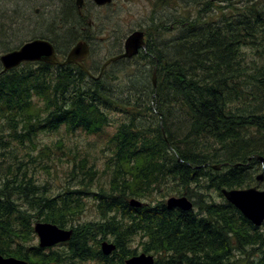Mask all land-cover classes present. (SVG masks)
Instances as JSON below:
<instances>
[{
  "label": "trees",
  "instance_id": "16d2710c",
  "mask_svg": "<svg viewBox=\"0 0 264 264\" xmlns=\"http://www.w3.org/2000/svg\"><path fill=\"white\" fill-rule=\"evenodd\" d=\"M63 5L53 32L65 31L67 43L76 33L75 17L71 2ZM152 5L154 11L167 5L168 20L151 17L144 28L147 48L131 63L117 62L124 64L126 79L119 80L124 87H111V77L89 80L71 65L25 62L0 70V147L16 141L35 148L40 134L59 130L100 136L111 125V113L121 116L108 140L109 180L85 188L99 216L94 221L79 222L84 187L92 180L83 181L77 170L93 179L94 160L73 164L69 174L82 175L80 185L53 191L47 180L21 170L24 159L12 161L1 153V255L29 264H125L139 244L155 256L153 264H264V250H239L254 248L263 235L220 193L250 185V167L259 164L255 156L264 159V106L256 104L264 93V0H152ZM37 9L29 12L41 15L42 6ZM174 29L177 34L170 35ZM174 46L187 51L173 59L162 48ZM137 58L152 65L150 76L141 63L133 72ZM133 78L141 85L133 86ZM169 111L186 120L174 125L177 130L184 123L192 128L180 133L169 127ZM45 149L48 159L50 147ZM25 157L34 160L31 153ZM221 162L229 164L201 181L208 164ZM172 193L186 195L193 208L167 207L165 196ZM131 198L142 204L131 206ZM36 221L71 228L69 241L61 250L41 249L35 243ZM109 238L115 250L107 256L100 243Z\"/></svg>",
  "mask_w": 264,
  "mask_h": 264
},
{
  "label": "rangeland",
  "instance_id": "374dc122",
  "mask_svg": "<svg viewBox=\"0 0 264 264\" xmlns=\"http://www.w3.org/2000/svg\"><path fill=\"white\" fill-rule=\"evenodd\" d=\"M115 5L109 6L108 10L104 12L105 18L101 21L102 23L97 24L98 26H103L104 28L110 29L111 27H115L118 32V37L120 39L119 48L117 51H113L112 48L109 50H105L110 47V41H107L104 44V47L101 43V37H105V31L95 30L96 38L92 40V47L94 50L95 59H100V64L105 60L107 56L114 55L121 51L124 39L128 34L137 29L145 28L151 20V17H161L163 20H168V9L167 5L163 8L155 7V11L153 10L152 0H114ZM161 1L159 4H162ZM31 4V5H30ZM157 4L156 6H158ZM43 9V13L41 15H32V11L36 13V8ZM63 0H0V55L7 50L15 49L20 46L22 43L31 40L35 33L33 32H45L51 31L56 37L64 41V44H57L55 42V48L58 50L69 49L73 44L72 38L67 43L65 40L68 37V34L63 31H57L56 34L53 32V26L55 24V20L57 19L60 12H65ZM31 13H30V12ZM154 11V12H153ZM167 15V16H166ZM68 16V15H66ZM97 16V15H96ZM77 19L80 21V18L76 15ZM71 20V17H70ZM69 23V21L67 22ZM83 26L86 25V22L83 23ZM55 28V27H54ZM56 29V28H55ZM177 34V30L174 29L170 35ZM58 41V40H57ZM106 41V40H104ZM198 43L196 40L193 41ZM5 45V46H4ZM108 45V46H107ZM165 53H168L171 58L181 57L184 53H186V49L174 46L171 48L163 47L162 48ZM177 60V59H175ZM125 63H131L130 61ZM133 64L130 67H133V72H135V66L140 64L142 66L147 67L149 70V76L151 75L152 65L147 66L146 61L142 59H135ZM124 64L117 63L113 64L109 69L108 73H112L111 79H115L111 81L108 79V82L111 83V87L114 89H118V87H124L126 83L119 84L120 78L126 79L123 70ZM96 69V68H95ZM132 68L128 69L131 71ZM140 69V70H141ZM1 70V64H0ZM97 71V70H96ZM138 73V72H135ZM89 78V77H88ZM87 78V79H88ZM134 81L131 82L133 86H140L141 83L138 78H133ZM86 83V81H85ZM87 84V83H86ZM257 106H264V93H260L256 98ZM180 108V106L176 105ZM180 113L170 112L168 114V126L177 130L174 125L176 123L185 122L186 120L182 118ZM121 116L117 113L110 114L111 125L106 127L104 132L98 135H86L84 133H66L64 130L56 131L51 134H40L37 137L36 147L33 148L28 142L26 145L22 146L18 144L16 141H12L9 144V147L4 148L0 147V157L1 153L8 155L10 160H14L13 156L19 157V159H24L21 170L27 169L28 172L33 173L34 175H38L41 178V181L44 182L47 180L49 183L51 190L56 191L61 188L72 184L75 186L80 185V177L84 175L86 179L83 181H91L88 182V186L84 187V191L86 194L84 195L86 205L83 213L79 217V222H88L94 221L99 218L98 214L95 211V207L92 201L91 195H88V190L85 188L96 189L97 184L108 181L109 180V171L106 170L105 159L109 155V145L108 140L110 138V134L114 131L116 122L119 121ZM185 125L178 129L180 133L188 132L192 127L189 125ZM7 132V131H6ZM240 139H244V134H240ZM58 141V142H57ZM201 141H198L192 147L193 149H198ZM201 145V144H200ZM45 146V147H44ZM46 146L50 147V155L47 159V155L45 152ZM27 153H31L33 155V161L27 160L28 158L23 156ZM263 157V156H262ZM88 159V163L91 164L92 160L95 161L96 168L98 171L95 173L93 179H89V175L85 174V169L81 171L82 175L78 174L76 177H71L69 172L71 171L73 164H78L80 159ZM4 159V158H3ZM223 163V162H221ZM228 163V162H227ZM16 164V163H15ZM43 165V167H42ZM47 166L48 168H44ZM14 167V166H13ZM253 167V166H252ZM255 167V166H254ZM219 170V169H218ZM205 171H209V169H205ZM204 171V172H205ZM105 172V173H103ZM261 172V169L258 172H255L254 181L250 184H253L257 181L256 175ZM204 176V175H203ZM207 180L206 177H203V180ZM168 186V185H167ZM169 186H172L170 184ZM175 186V184H174ZM247 186V185H246ZM249 186V185H248ZM245 187V186H244ZM164 188V187H163ZM162 188V189H163ZM260 189H264V182L261 184ZM204 192L210 195V198H218V195L213 192V190L203 189ZM162 191L155 192L157 197L161 196ZM170 196H181L176 193L169 194L165 196V200ZM186 196V195H184ZM187 197V196H186ZM190 199V198H189ZM219 199V198H218ZM260 234V233H259ZM263 240V238H262ZM107 241L111 242L110 238ZM35 243H38V239L35 236ZM138 249V253L141 252V248L136 245ZM54 249L61 250L62 246L56 245ZM239 250H264V245H260L259 240L256 241L254 248H245L240 245ZM87 264H98L97 262H89Z\"/></svg>",
  "mask_w": 264,
  "mask_h": 264
},
{
  "label": "water",
  "instance_id": "95a60500",
  "mask_svg": "<svg viewBox=\"0 0 264 264\" xmlns=\"http://www.w3.org/2000/svg\"><path fill=\"white\" fill-rule=\"evenodd\" d=\"M111 0H94L98 5L110 2ZM80 5L81 1L77 0ZM141 47H144L142 32H133L126 39L124 49L126 53L108 59L104 66L110 61L117 59L123 55L132 56L137 53ZM88 54L87 45L82 42H77L69 51L64 61H59L56 58L53 46L50 42L41 39H33L23 43L16 49L9 50L0 55V64L3 71H7L18 66L22 62L41 61L51 65H65L75 63L84 68L82 61ZM154 81V79H153ZM262 158V157H258ZM180 160V159H178ZM225 164V163H223ZM222 163L213 167L219 169ZM258 181L263 179V175L256 177ZM224 198L231 203L246 219L253 225L260 226L264 221V190H257L254 187L248 188H231L221 189ZM129 204L133 207H138L141 202L136 199H131ZM166 205L169 208L176 207L182 210L192 208L191 201L186 196H170L166 200ZM34 232L38 235L39 246L49 247L59 242H64L70 239L72 234L71 229L60 228L49 222H35L33 225ZM115 245L106 241L101 243V250L104 254H109L114 250ZM126 264H153V256L140 253L133 255L125 261ZM0 264H29L26 260L17 259L14 257H4L0 254Z\"/></svg>",
  "mask_w": 264,
  "mask_h": 264
},
{
  "label": "flooded vegetation",
  "instance_id": "af4514ba",
  "mask_svg": "<svg viewBox=\"0 0 264 264\" xmlns=\"http://www.w3.org/2000/svg\"><path fill=\"white\" fill-rule=\"evenodd\" d=\"M69 1L71 2V7L73 10L72 12H73L74 17H75V20L73 21L72 28L76 31L75 35L72 37L71 42H73V44L71 45V47H69V49H67V50L66 49H64V50L56 49L55 48V42H57V40H58L59 43L58 42L57 43L60 44L61 39L56 37V35H54L51 31L34 32L35 34L33 36H31L32 37L31 40L41 39V40H46V41L50 42L52 44V46L54 47L55 55L59 61H63L67 57L70 49L77 42H82V43L86 44L87 48H88V54L85 57V59L83 60L84 68L80 67L85 72L86 77H89L90 79H95V78L96 79H105V78L111 77L110 75H112L113 72L108 73V69L113 64L117 63L119 60L116 62L110 61L104 67H103V64L108 59H110L111 57L118 55L124 51V42H123L122 49L120 52H118L114 55H111V56L110 55L107 56L105 58V60H103V62L100 64L99 62H100L101 58L95 59L94 50L92 47V40L96 38L97 32L95 30L105 31L104 33L106 34V36L100 38L102 40L101 43H102L103 47H104L103 43H106L107 41L111 42V44H109L110 47L106 48L105 50H109L110 48H112L113 51L118 50L120 39L118 37L117 29L115 27H111L110 29H107V28H104L103 26H98L96 28V23L97 24L102 23L101 21L105 18L104 12L108 10V7L115 5L113 2L114 0L110 1L109 3H105L104 5H97L93 0H80L81 1L80 5L77 4V0H69ZM36 13H38L37 8H36ZM76 15L80 18L81 22H83V23L86 22L85 26H83V24L80 23V21L77 19ZM138 30H141L144 33V38L146 41L147 35L145 32V29L141 28ZM104 40H106V41H104ZM131 59H120V60H123L124 62H128V61H131ZM72 64L73 63H71L69 65H72ZM73 65L78 66L76 64H73ZM213 164L210 163V164H208V166H206V167H209V172H207V174L204 177H212L213 174L211 173L210 170H212V171L214 170L212 167ZM223 166H226V165H222V167ZM250 168H252V167H250ZM214 171H216V170H214ZM257 182L258 181H256L253 184L254 186L249 185V186H245V188L256 187V188L260 189L261 184L264 182V176H263V180L261 182H258V183ZM260 190H262V189H260ZM257 228H258V233L263 235V241L259 240L260 245H264V222L262 223V225H260Z\"/></svg>",
  "mask_w": 264,
  "mask_h": 264
},
{
  "label": "bare ground",
  "instance_id": "6f19581e",
  "mask_svg": "<svg viewBox=\"0 0 264 264\" xmlns=\"http://www.w3.org/2000/svg\"><path fill=\"white\" fill-rule=\"evenodd\" d=\"M72 10V9H71ZM62 27V26H61ZM64 28V27H63ZM144 29V28H143ZM136 31H139V32H142L141 30H134V31H132L130 34H128L127 36H126V38L124 39V43H125V41H126V39L129 37V35H131L133 32H136ZM142 37H143V40H144V47H141V50L140 51H144L146 48H147V44H146V41H145V38H144V33L142 32ZM146 40H147V38H146ZM158 44V43H157ZM139 51V52H140ZM139 52H137V53H134L132 56H126V55H123V56H121V57H118L117 59H115V60H112V62H116V61H118V60H120V59H133L135 56H137L138 54H139ZM125 54L126 53V51H125V49H124V51L122 52V53H120V54H118V55H115V56H113V57H116V56H119V55H122V54ZM113 57H111V58H113ZM131 59V60H132ZM124 62V61H123ZM73 64H75V63H73ZM71 65V66H74V65ZM105 64V63H104ZM104 64H103V67H104ZM116 64V63H115ZM68 64H65V65H57V67H65V66H67ZM77 65V64H76ZM107 65V64H106ZM79 66V65H78ZM78 66H74V67H78ZM89 80H92V79H90V78H88ZM153 79H154V81H153ZM152 83H153V86L155 87V85H156V66H154L153 67V71H152ZM258 157H261V156H258ZM259 162V164L257 165V167H256V169L254 170L253 168H254V164L252 165L253 167L252 168H250V170H251V172L250 173H252V172H258L260 169H261V172L260 173H258L257 175H263L264 176V159L263 158H256ZM250 160H251V157H249L248 159H247V162H250ZM214 165H216V164H213L212 165V167L214 166ZM227 166V165H226ZM222 168V166L219 168V169H221ZM213 169L214 170H216V171H218V169H216V168H214L213 167ZM253 173V174H254ZM262 181V180H261ZM261 181H258V182H261ZM257 182V183H258ZM254 188H256V187H254ZM257 190H260V189H258V188H256ZM262 190H264V189H262Z\"/></svg>",
  "mask_w": 264,
  "mask_h": 264
}]
</instances>
